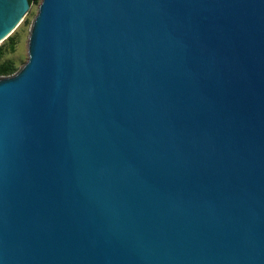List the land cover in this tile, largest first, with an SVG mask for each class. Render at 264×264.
Wrapping results in <instances>:
<instances>
[{
	"label": "water",
	"instance_id": "1",
	"mask_svg": "<svg viewBox=\"0 0 264 264\" xmlns=\"http://www.w3.org/2000/svg\"><path fill=\"white\" fill-rule=\"evenodd\" d=\"M27 55L0 264H264V0H40Z\"/></svg>",
	"mask_w": 264,
	"mask_h": 264
},
{
	"label": "rangeland",
	"instance_id": "2",
	"mask_svg": "<svg viewBox=\"0 0 264 264\" xmlns=\"http://www.w3.org/2000/svg\"><path fill=\"white\" fill-rule=\"evenodd\" d=\"M40 0H34L30 3V8L24 15L22 21L10 34V38L14 45V50L10 51V42L7 38L0 43L1 56L0 63L8 61L14 67V72L17 71L20 66L27 60V41L31 22L36 14L37 7Z\"/></svg>",
	"mask_w": 264,
	"mask_h": 264
},
{
	"label": "trees",
	"instance_id": "3",
	"mask_svg": "<svg viewBox=\"0 0 264 264\" xmlns=\"http://www.w3.org/2000/svg\"><path fill=\"white\" fill-rule=\"evenodd\" d=\"M34 0H29V2H33ZM7 39L10 42V46H9V50L10 51H13L14 50V45H13V42L10 38V36L7 37ZM1 48H0V56H1ZM14 67L11 65L10 62L8 61H3L2 63H0V77H4V76H9L10 74L12 75V73L14 72Z\"/></svg>",
	"mask_w": 264,
	"mask_h": 264
}]
</instances>
